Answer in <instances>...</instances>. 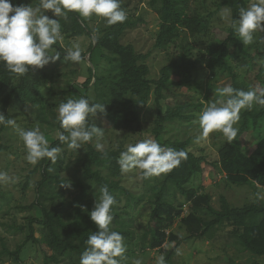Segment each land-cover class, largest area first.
<instances>
[{
	"label": "trees",
	"instance_id": "trees-1",
	"mask_svg": "<svg viewBox=\"0 0 264 264\" xmlns=\"http://www.w3.org/2000/svg\"><path fill=\"white\" fill-rule=\"evenodd\" d=\"M31 0H11L13 5H29ZM191 0H148L149 6L156 10L159 18V28L155 38V47L166 49L169 45L176 46L177 53L167 64L161 67L158 79H150L149 66L145 62L147 55L137 52L131 44L121 42V37L127 28L133 27L140 18L133 19L137 7L130 6V0H121V7L127 14L124 23L108 26L101 18L95 27L88 26L85 19H81L78 13L69 12L67 18H59L61 31L68 36L88 35L91 43L88 52L93 48H100L110 54L107 57L113 65L112 72L107 76H95L93 69H88V76L83 82V87L91 85L94 89V98L87 93L82 97L88 98L92 103L109 104L106 114L97 113L89 118V124L95 123L96 117L106 118L114 129L139 132L141 130V109L151 95L157 105L156 136L163 129L162 123L173 121L176 118L189 119V110L195 108L200 111L203 104L199 101L175 104L168 99L165 108L162 109L161 101L167 99L164 89L171 83L183 85L184 80L190 77L192 70L199 64L204 65L212 73L226 71L231 78V86L245 91L252 88L234 72L229 60H243L254 58L260 59L259 71L256 78L261 87H264V58L259 54L250 56L251 45H243L237 37L234 29L227 28V36L221 41L209 42L203 55L192 59L190 46L176 44L181 30L190 35H201L209 29V19L198 13L190 11ZM228 7L232 9L233 18H238L239 9L247 7V0H219L217 8ZM65 55L66 51L57 42L52 46ZM83 55V54H82ZM91 60V55L89 56ZM39 68L29 66V72L23 77L10 73L0 62V112L8 118L7 109L11 102L25 104H39L41 92L39 78L36 71ZM173 82H169L170 80ZM184 86V85H183ZM113 105H116L115 107ZM264 120V107L254 106L251 111L242 110L238 122V134L232 141H225L217 151L215 160H208L204 154L194 153L190 149V139L185 140H160L157 141L165 149L185 150L188 158L182 161L179 167L167 175L156 178V185L151 186L153 199L150 200L151 210L147 224L140 234L134 231V218L127 211L121 213L128 217H122L117 212V204L113 206L114 222L111 226L114 231L120 232L124 237L126 248L124 258L120 264H130L128 257L131 254V246L138 245L141 250L156 249L164 253L166 264H174L173 257L176 255L178 246L184 238L173 231L172 227L178 220L188 233L185 238L213 239L223 229H227L230 238L236 243L239 250L249 252L255 256H264V203L257 198L255 201L245 203L242 206H233L224 197H219V207L212 205V196L201 188L187 187L191 179L203 172V163L224 175V179L233 185L252 184L255 189H264V135L258 138L253 149L245 152L242 147V137L248 131H256ZM96 125V123H95ZM59 134L64 132L59 121L55 122ZM7 126L1 125L0 131ZM67 134V133H64ZM58 138L50 144L51 147L62 145ZM85 149L79 160L82 176L93 183L95 189L90 192L87 185L75 181L74 185L78 192L73 199L64 204L61 200L52 206L57 198H63L68 187L61 185L67 183V179L61 176L65 169L63 158L58 157L55 163L45 158L37 167L41 179L35 186L36 198L24 208L39 207L42 217L28 220L29 233L26 241L37 242L34 236V226L39 228L44 244L51 251L45 256V260L59 263L61 260L66 264H79L80 254L87 247L88 236L97 231V225L90 219V211L95 206L96 195H99V187L107 185L114 195L117 203L120 201L119 194H128L112 178L121 173L117 163L120 152L126 148L104 149L99 151L92 141L84 144ZM26 177L23 188H26L30 179ZM107 174L104 175L103 172ZM173 185L180 193L183 200L175 204L174 200L165 197L166 191ZM127 207H131L130 203ZM136 205V204H135ZM185 207L187 212L184 213ZM137 243H133L134 241ZM171 243V247L165 245ZM24 243L18 244L13 251L6 248L5 253L18 258Z\"/></svg>",
	"mask_w": 264,
	"mask_h": 264
},
{
	"label": "rangeland",
	"instance_id": "rangeland-1",
	"mask_svg": "<svg viewBox=\"0 0 264 264\" xmlns=\"http://www.w3.org/2000/svg\"><path fill=\"white\" fill-rule=\"evenodd\" d=\"M190 2L191 12L205 17L209 13L211 14L208 17L210 25L206 33L190 35L185 30H181L177 37L176 44L189 45L191 58L196 59L203 55V50L209 42L223 40L227 36L229 26L220 18L219 13L225 6L217 8L219 0H191ZM249 2L250 0H247V5ZM130 3V6L137 7L131 18H140V21L124 31L121 42L131 44L137 52L146 54L145 62L149 66L148 77L158 79L161 67L175 57L177 53L176 46L169 45L166 49L156 48L154 43L159 28V18L156 10L149 6L148 0H130ZM29 4L37 6L39 0H31ZM45 14L52 16L50 10L46 11ZM100 19L101 17L94 15L86 22L88 26L93 28L100 23ZM254 37L255 44L250 50V56L254 57L255 54H259L264 58V43H259V40L264 38V33L257 32ZM57 42L65 51L73 43H78L85 59L80 63L64 62V55H61L60 59L54 63L50 62L43 68H39L36 75L40 84V103L20 104L11 102L7 109L8 118L15 119L18 128L7 126L0 131V171L16 178L14 183L0 184V264H66L62 260L59 263L46 262L45 256L49 255L51 251L44 244L37 226H34V236L37 242L26 241V236L29 233L28 220L42 217L39 207L24 208V206L30 205L35 200V186L41 179V174L38 169L34 171L38 163L32 165L26 160V150L19 138V129H29L38 124L50 145L59 135V130L55 126V122L58 121L56 119L58 105L68 98L78 99L84 93H87L90 98H94L93 87L89 85L84 88L82 85L88 76V69H93L95 76H107L112 72L113 65L107 57L101 55V53H104L105 56L111 57L106 51L93 48L88 52L91 43V37L88 35L68 36L62 32V39ZM52 51L57 50L52 48ZM90 55L91 60H89ZM260 61V59L251 58V60H229V63L239 78L254 88L256 86L261 87L256 78ZM173 80L175 81V79H172L169 82H173ZM183 85L170 83L164 89L167 99L161 101L162 109L165 108L166 101L170 99L175 104L189 101L196 103L199 101L203 104L200 111L193 108L188 111V114L192 116L189 119L176 118L173 121L162 123L163 129L159 131L157 137L155 128L157 126L158 108L154 101V95H151L140 112L141 130L139 132L114 129L104 117L94 119L96 126L104 132L101 141L105 145L104 149L125 148L128 143H136L147 137L156 140L190 139V149L194 153L204 154L208 160H215L218 148L225 142V138L222 133L214 132L207 139L197 141L200 133L198 116L210 101L215 102L223 99L218 90L226 85H231V78L224 70L212 73L207 67L199 64L195 70L191 71L190 77L184 80ZM108 106L109 104H105L106 108ZM235 127H238V124ZM263 135L264 120L255 132L250 130L243 135L241 139L243 150L249 152L253 149L256 140ZM92 143L95 146V140ZM58 147L62 149L59 156L63 158V165L66 166L61 172V176L68 180L67 184H70L71 187H68L64 197L57 198L52 206L58 204L61 200L64 204H68L73 199L78 192V188L74 185L75 181L87 185L90 192L95 189L94 184L86 180L81 173L79 160L85 146L73 150L63 143ZM203 167V172L194 176L186 186L202 187L204 192L212 196V205L215 208L219 207L220 196H224L233 206H242L245 203L255 201L257 198H260L264 203V189H255L252 184H230L224 179L222 173L212 169L210 165L203 163ZM32 171L34 173L30 176L27 187L23 188L26 177ZM103 174L106 175L107 173L104 171ZM156 178L157 176H153L145 179L140 171L136 169L128 173H120L119 176L112 178L118 180L119 184L128 193L119 194L120 201L117 203L116 210L122 217H128L121 213L125 210L134 218V231L136 234H140L147 224L152 207L150 200L153 199L150 189L151 186L156 185ZM165 197L174 200L175 204L183 200L173 185L168 187ZM128 203L131 204V207H127ZM186 212L187 208L185 207L184 213ZM111 226H116V223L113 221ZM172 229L184 238V241L177 248L181 254H176L173 257L174 264H264V256L259 257L239 250L233 239L229 237L227 229L220 231L213 239L185 238L188 233L178 220L174 223ZM21 243H24V246L18 254L19 259L3 251L4 248L13 251ZM133 243H137V241L135 240ZM170 247L171 243L165 245V248L169 249ZM131 251L128 257L130 264H133L136 259H141L142 264H156V257L161 254L164 255L163 252L156 249L141 250L137 244L131 246Z\"/></svg>",
	"mask_w": 264,
	"mask_h": 264
},
{
	"label": "clouds",
	"instance_id": "clouds-1",
	"mask_svg": "<svg viewBox=\"0 0 264 264\" xmlns=\"http://www.w3.org/2000/svg\"><path fill=\"white\" fill-rule=\"evenodd\" d=\"M49 10L51 17L45 14ZM69 12L78 13L85 20L94 15L101 17L108 26L127 20L121 0H39L37 6L13 5L11 0H0V62L10 73L23 77L29 72V66L43 68L60 59V51L53 52L52 46L62 39L59 18H67ZM219 15L234 29L245 46L255 42V33H264V0H250L247 7L239 9L238 18H233L232 9L228 7L221 9ZM259 43H264V38ZM84 59L78 43H73L63 56L64 62L80 63ZM218 91L223 99L210 101L198 116L200 133L197 141L220 132L225 141L232 142L239 131L235 125L240 120L242 110L251 111L254 106L264 107V87L256 86L245 91L226 85ZM98 112L106 114L105 104L92 103L85 97L62 101L58 105L56 119L64 132L58 135V140L73 150L95 140V148L103 151V130L95 123L89 124V118L95 117ZM0 125L18 128L16 120L6 118L2 112ZM19 138L26 150V160L32 165L45 158L55 163L62 151L60 147L49 145L38 124L29 129H19ZM125 148L117 160L121 173L136 169L145 179L167 175L188 158L185 150L165 149L152 137L128 143ZM15 180V177L0 171V184L14 183ZM61 185L71 187L67 183ZM98 191L95 206L89 213L98 230L88 236L87 247L80 254L79 264H120L126 251L124 237L111 227L114 220L113 206L117 201L107 185L100 186ZM176 254H181L179 249ZM133 264H142V260L136 259ZM156 264H166L163 254L156 257Z\"/></svg>",
	"mask_w": 264,
	"mask_h": 264
}]
</instances>
